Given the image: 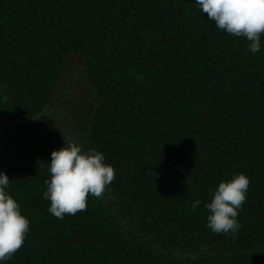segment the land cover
Masks as SVG:
<instances>
[{"label":"trees","instance_id":"obj_1","mask_svg":"<svg viewBox=\"0 0 264 264\" xmlns=\"http://www.w3.org/2000/svg\"><path fill=\"white\" fill-rule=\"evenodd\" d=\"M249 43L196 0H0V172L30 221L0 264H264V35ZM73 57L92 96L79 146L116 178L59 219L43 194L65 141L37 117ZM241 173L242 227L216 234L205 204Z\"/></svg>","mask_w":264,"mask_h":264},{"label":"clouds","instance_id":"obj_2","mask_svg":"<svg viewBox=\"0 0 264 264\" xmlns=\"http://www.w3.org/2000/svg\"><path fill=\"white\" fill-rule=\"evenodd\" d=\"M200 11L207 14L221 31L235 37H245L250 43L248 51L256 54L261 50L264 35V0H196ZM2 91V86H0ZM7 102L8 96L3 97ZM103 153L75 142L67 143L51 153L50 180H45L47 191L44 198L50 200L48 209L56 218L66 214L76 215L87 210L89 196L102 199L116 178L115 168L105 163ZM251 180L245 174L221 182L214 191L210 203L207 227L216 234L235 235L242 225L239 211L247 200ZM10 178L0 172V261L11 260L24 246L30 231L29 219L22 215L20 204L8 193ZM201 201L192 204L195 211Z\"/></svg>","mask_w":264,"mask_h":264},{"label":"rangeland","instance_id":"obj_3","mask_svg":"<svg viewBox=\"0 0 264 264\" xmlns=\"http://www.w3.org/2000/svg\"><path fill=\"white\" fill-rule=\"evenodd\" d=\"M92 113V96L87 75L78 58H71L62 74L55 96L37 117L64 137L66 143L86 137Z\"/></svg>","mask_w":264,"mask_h":264}]
</instances>
